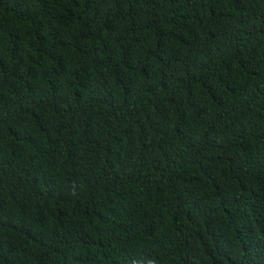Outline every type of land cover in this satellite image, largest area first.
I'll list each match as a JSON object with an SVG mask.
<instances>
[{
    "label": "trees",
    "instance_id": "trees-1",
    "mask_svg": "<svg viewBox=\"0 0 264 264\" xmlns=\"http://www.w3.org/2000/svg\"><path fill=\"white\" fill-rule=\"evenodd\" d=\"M0 264H264V0H0Z\"/></svg>",
    "mask_w": 264,
    "mask_h": 264
}]
</instances>
